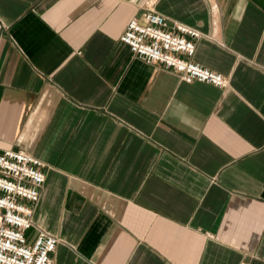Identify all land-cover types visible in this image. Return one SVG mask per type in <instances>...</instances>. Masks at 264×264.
<instances>
[{
  "label": "crops",
  "instance_id": "obj_1",
  "mask_svg": "<svg viewBox=\"0 0 264 264\" xmlns=\"http://www.w3.org/2000/svg\"><path fill=\"white\" fill-rule=\"evenodd\" d=\"M146 0H0V153L44 175L53 264H264V0H159L184 83L119 41ZM183 57V56H181Z\"/></svg>",
  "mask_w": 264,
  "mask_h": 264
},
{
  "label": "built area",
  "instance_id": "obj_2",
  "mask_svg": "<svg viewBox=\"0 0 264 264\" xmlns=\"http://www.w3.org/2000/svg\"><path fill=\"white\" fill-rule=\"evenodd\" d=\"M159 0H146L138 18L130 19L119 41L131 55L147 65H158L184 83H204L217 88L226 79L190 62L198 33L172 23L154 11ZM183 56V57H181ZM40 162L23 150L0 153V264H53L51 254L58 238L37 231L28 245L25 232L32 227L31 213L44 181Z\"/></svg>",
  "mask_w": 264,
  "mask_h": 264
}]
</instances>
